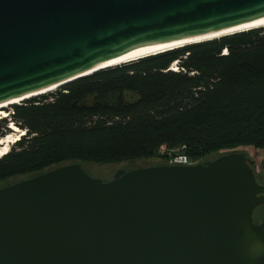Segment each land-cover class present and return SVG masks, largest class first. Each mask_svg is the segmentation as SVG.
I'll return each instance as SVG.
<instances>
[{
	"label": "water",
	"instance_id": "95a60500",
	"mask_svg": "<svg viewBox=\"0 0 264 264\" xmlns=\"http://www.w3.org/2000/svg\"><path fill=\"white\" fill-rule=\"evenodd\" d=\"M261 19L264 0H0V104ZM258 206L240 150L109 178L65 163L0 187V264H264Z\"/></svg>",
	"mask_w": 264,
	"mask_h": 264
},
{
	"label": "trees",
	"instance_id": "16d2710c",
	"mask_svg": "<svg viewBox=\"0 0 264 264\" xmlns=\"http://www.w3.org/2000/svg\"><path fill=\"white\" fill-rule=\"evenodd\" d=\"M11 108L0 139L10 122L24 133L0 155L1 186L70 162L160 158L161 144L184 145L193 160L262 148L264 26L101 69Z\"/></svg>",
	"mask_w": 264,
	"mask_h": 264
},
{
	"label": "rangeland",
	"instance_id": "374dc122",
	"mask_svg": "<svg viewBox=\"0 0 264 264\" xmlns=\"http://www.w3.org/2000/svg\"><path fill=\"white\" fill-rule=\"evenodd\" d=\"M176 63V62H174ZM175 67H177V63L175 64ZM171 69V68H170ZM124 98L127 100H134L137 98L134 94L125 93ZM92 97L88 98V101H91ZM11 105H8L3 108L8 115V112H12ZM1 116V117H7ZM240 150L244 151L247 156L252 158L255 161V164L253 165L254 172L256 174V178L259 183L264 184V147L262 148H256L252 145H241L233 149H219L214 151L211 154L204 155L203 157H200L199 159L193 160L195 163L202 162L208 159H213L217 157L218 155L230 151V150ZM162 157H149V158H127L121 161H112V162H81L83 168L92 176L94 177H104L109 178L112 173L118 169V168H132L137 166H145V165H151V164H158L161 162H166L161 160ZM14 179V178H13ZM5 182V181H4ZM3 182H0V186ZM254 221L259 223L264 219V206H258L254 210Z\"/></svg>",
	"mask_w": 264,
	"mask_h": 264
},
{
	"label": "bare ground",
	"instance_id": "6f19581e",
	"mask_svg": "<svg viewBox=\"0 0 264 264\" xmlns=\"http://www.w3.org/2000/svg\"><path fill=\"white\" fill-rule=\"evenodd\" d=\"M261 26H264V19L258 20L256 22H253V23L245 25V26H241L239 28H235L234 30H228L227 33L231 32V31H238V30L239 31H242V30L245 31V30H249V29L256 28V27H261ZM222 33H224V32H222ZM218 35H220V33L219 34H213V35H210V36H204V37H200V38H195L193 40H188V41H186V43H191V42L193 43L194 41H203V40H206V39H209V38L217 37ZM179 44H181V43H179ZM173 45H177V44H173ZM168 47H170V46H168ZM157 49H159V48L139 49V50L133 51V52H131V53H129V54L123 56V57H120L118 59H115V60L111 61L110 64L114 65V64H117V63L129 62V61H132V60H136L138 58L150 55L151 53L157 51ZM54 89L55 88H51V91H53ZM17 102H19V100H13V101H10V102H5V103L0 104V116H6L7 115L6 114L7 112L5 110H3L4 107H6L8 105H11L12 103H17ZM9 126L12 129H14L15 132L14 133H8L5 137H2L0 139V155L6 153V151L8 150V145L10 143H13L14 141H16L24 133V130L19 129L17 126L12 124L11 122H10ZM19 132H20V134H18Z\"/></svg>",
	"mask_w": 264,
	"mask_h": 264
},
{
	"label": "built area",
	"instance_id": "2783aa9c",
	"mask_svg": "<svg viewBox=\"0 0 264 264\" xmlns=\"http://www.w3.org/2000/svg\"><path fill=\"white\" fill-rule=\"evenodd\" d=\"M176 63H173L170 68L173 70H177L178 67H175ZM1 117V116H0ZM157 154L164 158V160L168 163L174 164H194L195 161L190 159L188 154L186 153L185 146H167L166 144H161L157 148Z\"/></svg>",
	"mask_w": 264,
	"mask_h": 264
},
{
	"label": "flooded vegetation",
	"instance_id": "af4514ba",
	"mask_svg": "<svg viewBox=\"0 0 264 264\" xmlns=\"http://www.w3.org/2000/svg\"><path fill=\"white\" fill-rule=\"evenodd\" d=\"M248 158H249L250 161H252V167H253V165L255 164V161L252 158H250L249 156H248Z\"/></svg>",
	"mask_w": 264,
	"mask_h": 264
}]
</instances>
